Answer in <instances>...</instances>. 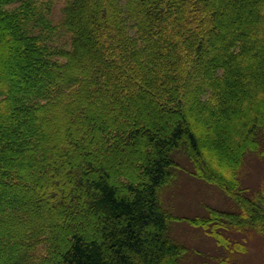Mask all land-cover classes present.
<instances>
[{"label":"trees","instance_id":"16d2710c","mask_svg":"<svg viewBox=\"0 0 264 264\" xmlns=\"http://www.w3.org/2000/svg\"><path fill=\"white\" fill-rule=\"evenodd\" d=\"M263 144L264 0H0V264H180L175 153L264 238L224 176Z\"/></svg>","mask_w":264,"mask_h":264},{"label":"rangeland","instance_id":"374dc122","mask_svg":"<svg viewBox=\"0 0 264 264\" xmlns=\"http://www.w3.org/2000/svg\"><path fill=\"white\" fill-rule=\"evenodd\" d=\"M214 150L208 151L212 161L216 156ZM261 150L263 155L248 152L234 176L231 171L224 174L226 181L233 178L248 196L264 188V144ZM173 157L180 168L174 170V179L161 188L159 199L173 220L169 234L184 249L180 264H264V238L255 232L221 230V239L208 227L191 221L208 220L213 211L239 214V204L218 183L198 177L196 166L184 153H175ZM235 189L239 193V187Z\"/></svg>","mask_w":264,"mask_h":264}]
</instances>
